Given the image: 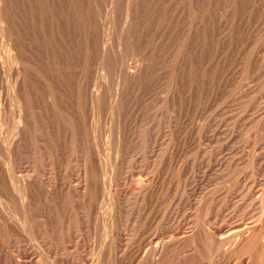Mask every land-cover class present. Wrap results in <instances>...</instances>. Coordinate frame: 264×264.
<instances>
[{"label": "rangeland", "instance_id": "rangeland-1", "mask_svg": "<svg viewBox=\"0 0 264 264\" xmlns=\"http://www.w3.org/2000/svg\"><path fill=\"white\" fill-rule=\"evenodd\" d=\"M263 210L264 0L0 1V264H264Z\"/></svg>", "mask_w": 264, "mask_h": 264}, {"label": "bare ground", "instance_id": "bare-ground-1", "mask_svg": "<svg viewBox=\"0 0 264 264\" xmlns=\"http://www.w3.org/2000/svg\"><path fill=\"white\" fill-rule=\"evenodd\" d=\"M1 1V0H0ZM4 1V0H3ZM16 3V2H15ZM21 6V5H20ZM35 6V5H34ZM263 6V5H262ZM12 8V7H11ZM24 8V7H23ZM11 12V11H10ZM78 13V12H77ZM90 13V12H89ZM84 14V13H83ZM9 18V17H8ZM45 19V18H44ZM51 21V20H50ZM4 22V21H3ZM2 22V23H3ZM36 22V21H35ZM3 25V24H2ZM65 27V26H64ZM9 28V27H8ZM79 29V28H78ZM253 36V35H252ZM39 38V37H38ZM19 39V38H18ZM20 40V39H19ZM90 40V39H89ZM17 46V45H16ZM15 46V47H16ZM4 47V46H3ZM18 47V46H17ZM3 49V48H1ZM8 50V49H7ZM7 54V53H6ZM76 56V55H75ZM81 56V55H80ZM6 57V56H5ZM63 59V58H62ZM9 60V59H8ZM23 62V61H22ZM47 64V63H46ZM36 65V64H35ZM72 71V70H71ZM8 74V73H7ZM11 76V75H10ZM18 81V80H17ZM33 84V83H32ZM20 90V89H19ZM14 91V90H13ZM51 96V95H50ZM56 100V99H55ZM64 108V107H63ZM66 109V108H65ZM113 112V111H112ZM178 115V114H177ZM184 115V114H183ZM117 117V115H116ZM29 120V119H28ZM71 126V125H70ZM31 128V127H30ZM188 128V127H187ZM16 129V128H15ZM43 138V137H42ZM18 141V140H17ZM13 146V145H12ZM7 150V149H6ZM8 165V164H7ZM108 167V166H107ZM241 167V166H240ZM244 173V172H243ZM11 175V174H10ZM23 179V178H22ZM232 179V178H231ZM257 179V178H256ZM15 183V182H14ZM17 184V183H16ZM16 187V186H15ZM143 188V187H142ZM34 193V192H33ZM55 193V192H54ZM138 194V193H137ZM80 199V198H79ZM252 199V198H251ZM254 199V198H253ZM260 199V198H259ZM72 201V200H71ZM137 201V200H136ZM260 201V200H259ZM256 202V201H255ZM49 203V202H48ZM199 203V202H198ZM254 203V202H253ZM256 204V203H255ZM258 204V203H257ZM60 205V204H59ZM129 206V205H128ZM241 206V205H240ZM70 209V208H69ZM241 210V209H240ZM264 211V210H263ZM84 212V211H83ZM89 212V210H88ZM260 213V212H259ZM262 217V216H260ZM69 219V218H68ZM53 220V219H52ZM241 220V219H240ZM234 221V220H233ZM245 222V220H244ZM84 223V222H83ZM82 223V224H83ZM243 223V222H242ZM256 223V222H255ZM263 223V222H262ZM258 224V223H257ZM260 224V223H259ZM85 225V224H84ZM245 225V224H244ZM69 226V225H68ZM199 226V225H198ZM252 226V225H251ZM261 227L263 226L260 225ZM60 227V226H59ZM141 227V226H140ZM257 227V226H256ZM255 228V229H249L242 225L232 227L229 229V233L225 236H221L218 238V241L215 245H217L218 249H221L222 247H225L227 245V250L230 252L235 250H240L242 247L245 249L244 246H246L249 242L254 241L255 243L257 241H260L261 245H264V228ZM254 228V227H253ZM70 230V229H69ZM126 230V229H125ZM194 230V229H193ZM41 231V230H40ZM185 231V230H184ZM199 231V230H198ZM207 231V230H206ZM36 232V231H35ZM202 232V231H201ZM132 233V232H131ZM210 233V232H209ZM211 234V233H210ZM133 235V234H132ZM203 235V234H200ZM205 235V233H204ZM45 236V235H44ZM147 236V235H146ZM211 236V235H210ZM208 237V236H207ZM212 237V236H211ZM201 239V238H200ZM204 239V238H203ZM206 241V240H205ZM215 242V239H214ZM213 243V242H212ZM254 243V244H255ZM57 244V243H56ZM119 245V244H118ZM176 245V244H175ZM174 245V246H175ZM190 246V245H189ZM167 247V246H166ZM173 248V247H172ZM243 248L241 250H243ZM259 248V247H258ZM167 249V248H166ZM165 249V250H166ZM224 249V248H223ZM263 249V248H262ZM247 250V249H246ZM225 251V250H224ZM139 252V251H138ZM168 252V251H167ZM171 252V251H170ZM169 252V253H170ZM205 252V251H204ZM96 253V252H95ZM159 253V252H158ZM157 254V253H156ZM242 256V255H241ZM99 259V257H98ZM119 261V260H118ZM9 262V261H8ZM124 262V261H123ZM14 264V263H13ZM49 264V263H48ZM160 264V263H159ZM235 264V263H234Z\"/></svg>", "mask_w": 264, "mask_h": 264}]
</instances>
